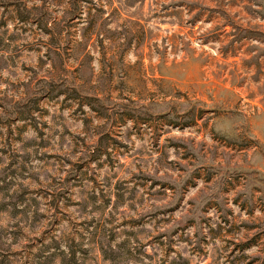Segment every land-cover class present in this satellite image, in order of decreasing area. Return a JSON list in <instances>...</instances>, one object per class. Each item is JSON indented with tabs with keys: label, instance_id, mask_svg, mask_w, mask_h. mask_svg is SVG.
<instances>
[{
	"label": "rangeland",
	"instance_id": "obj_1",
	"mask_svg": "<svg viewBox=\"0 0 264 264\" xmlns=\"http://www.w3.org/2000/svg\"><path fill=\"white\" fill-rule=\"evenodd\" d=\"M0 264H264V0H0Z\"/></svg>",
	"mask_w": 264,
	"mask_h": 264
}]
</instances>
